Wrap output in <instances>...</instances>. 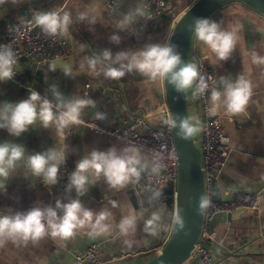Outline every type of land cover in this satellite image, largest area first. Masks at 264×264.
<instances>
[{"label": "crops", "instance_id": "1", "mask_svg": "<svg viewBox=\"0 0 264 264\" xmlns=\"http://www.w3.org/2000/svg\"><path fill=\"white\" fill-rule=\"evenodd\" d=\"M196 0H168V12L152 23L133 24L135 34L131 31H119L116 22L122 19L130 9L143 7L145 0H123L115 10H109L102 0H24L13 3L12 0H0V41L4 38L7 24L14 25L25 19H32L36 11H48L59 8L72 13L73 23L67 35V57L65 62L71 64L75 78L65 77L60 69L51 71V63H39L25 60L17 65L18 76L24 87L19 88L11 82L0 83V102H18L26 99L28 89L38 91L50 99L52 85L58 86L66 97H82V91L89 85V97L98 105L110 93L108 100L97 111L107 113V120L99 121L95 113L86 121L93 108H86L83 120L89 124L105 129H115L130 116L142 115L154 127L163 124L161 106L165 102L163 80L152 81L137 73L126 75L122 80H111L102 74H89L81 70L83 57L99 54L108 49L113 55L119 51L137 50L147 43L163 42L169 39L172 28L179 17ZM80 12H88L89 18L96 22L79 21ZM207 18L220 22L227 31H235L238 42L231 58L225 62L216 59L215 54L201 43L195 35L191 40L187 62H193L200 53L205 57V64L213 67L220 77L235 81L243 74L252 81L253 94L242 114L229 115L223 110L217 112L230 143V156L227 164L217 174L221 199L229 198L236 192H259V208L255 211H243L230 219L220 218L211 228L212 237L209 249L215 264H264V66L253 64L251 52L264 55V15L241 2H228L218 7ZM120 36V43L110 42L113 35ZM81 45L85 46L81 51ZM218 83V81H217ZM218 90L222 86L217 85ZM88 97V98H89ZM189 118H201L197 99L191 93L186 94ZM19 138L9 136L0 129V142L8 140L23 144L28 152H42L48 148H65L71 159V171L77 160L86 156L92 149L106 150L111 146L118 149L126 147L119 141L103 137L91 126L71 125L60 128L52 123L44 128L39 120ZM200 132L196 134L198 137ZM146 155L145 153H143ZM28 153H26V156ZM147 156V155H146ZM42 177L34 176L21 161L18 170L6 184V190L0 189V212L27 211L38 203L54 206L57 200L67 203L75 198V191L66 193L58 191L55 186L50 189L41 186ZM94 185L89 191L78 197L90 210L99 212L102 208L112 212L108 221L112 230L108 234L90 236V227L78 229L76 234L66 240L46 237L37 244L17 246L8 243L0 248V264H66L75 254L85 251L91 244L100 246L99 257L102 264H142L160 252L165 245L174 217L173 208L166 206L162 214V224L166 225L158 235L152 236L143 231L146 213L138 219L135 233L122 236L117 224L123 215L137 213L142 208L149 212L155 208L131 189V184L124 189L110 188L101 178L92 177ZM142 198V199H141ZM117 207H112V202ZM127 241V242H126ZM185 264H198L188 261Z\"/></svg>", "mask_w": 264, "mask_h": 264}, {"label": "clouds", "instance_id": "2", "mask_svg": "<svg viewBox=\"0 0 264 264\" xmlns=\"http://www.w3.org/2000/svg\"><path fill=\"white\" fill-rule=\"evenodd\" d=\"M13 3H23L24 0H12ZM117 20L116 29L131 31L135 34L133 24L139 18L147 21L151 13L141 7L130 9ZM35 24L48 36L67 35L73 23L72 13L59 8L48 11H36L33 15ZM78 20L95 23V18H89L88 12H80ZM145 23V25H146ZM144 25L142 26V28ZM197 40L215 54L217 60L225 62L231 58L238 42L235 31L224 30L220 22L209 18H197L190 27ZM110 42L119 44L120 36L113 34ZM81 45V51L84 50ZM253 64L264 66V55L256 51L251 52ZM18 57L8 44H0V83L11 81L17 74ZM92 75H103L107 79L122 80L126 75L137 73L152 81L164 80L177 93H191L192 99H198L209 93L210 76L202 74L199 65L182 60L178 46L167 39L163 42L147 43L137 50L119 51L115 55L111 50L105 49L99 54L83 57L79 65ZM51 71L60 69L65 77L75 78L74 72L68 62L54 61L49 65ZM217 85L222 86L218 90ZM51 99L38 91L29 88L28 96L18 102H0V129L7 131L9 136L19 138L23 133L39 120L44 128L57 123L60 128L82 123V114L86 108H96L92 98L66 97L56 85L50 88ZM253 94L252 81L239 74L235 81L227 77H220L218 83L211 86L208 95L209 113L216 114L223 110L226 114L237 115L245 112ZM95 117L99 121L107 120V113L96 111ZM164 124L176 131L179 139L188 140L202 131L201 122L197 117L191 119L180 115L162 117ZM26 153L28 155L26 156ZM68 152L65 148H48L42 152H28L21 143L0 142V189L6 190V184L13 173L18 170L19 163L26 161V166L34 176L42 177V182L49 189L59 182V173L66 165ZM165 167L164 158L160 153L151 157L143 154L140 147L129 144L123 148L111 146L106 150L92 149L86 156L77 160L65 187L66 193L75 191L76 197L67 203L57 200L55 205L44 206L37 204L27 211L0 212V248L8 243L17 246H27L29 243L37 244L46 237L66 240L73 237L78 229L90 227V236L108 234L112 225L108 222L112 212L102 208L99 212L88 209L78 197L89 191L96 181L101 178L112 189L121 190L130 184L139 183L142 176L148 177L159 174ZM147 203L151 206L159 201L163 192L148 187ZM211 205L207 195L199 197L197 210L204 212ZM118 205L112 202V207ZM148 218L143 220V231L156 236L166 225L162 224V209L156 208L149 212L142 208L137 213L123 215L117 228L122 236L135 233L138 219L145 214ZM172 223L177 231L185 228V219L177 213ZM127 242V241H126Z\"/></svg>", "mask_w": 264, "mask_h": 264}, {"label": "built area", "instance_id": "3", "mask_svg": "<svg viewBox=\"0 0 264 264\" xmlns=\"http://www.w3.org/2000/svg\"><path fill=\"white\" fill-rule=\"evenodd\" d=\"M123 0H102L103 4L109 10H115ZM142 10L151 13L149 21L139 18L138 24L145 25L152 23L158 18L163 17L168 12V0H145ZM193 38V37H192ZM0 44H8L18 57V64L25 60H36L39 63H51L53 61L64 60L67 57L65 38L60 36H48L41 31L32 19L19 21L14 25L7 24L3 40ZM191 45V43H190ZM190 48V47H189ZM189 52V50H188ZM188 59V58H187ZM200 67L202 74L210 76L209 93L197 99L198 110L201 118L202 131L197 137V146L201 150V168L203 171L206 195L211 199V205L203 213V222L198 240L188 258V261H195L198 264H215L213 254L207 247L210 242L211 223L213 218L218 214L233 215L236 212L255 211L259 208V192H236L231 197L214 201L211 198L212 182L216 179L217 174L228 162L231 148L229 137L221 123V117L211 114L208 111L211 86L218 81L217 71L205 64V57L198 54L194 60ZM17 71V67H16ZM15 86L22 88L24 84L18 76L8 81ZM89 85L82 91V97H89ZM161 116H169L168 108L165 102L161 106ZM82 119V125L91 126L97 133L103 137H108L119 141L125 145L134 144L141 148L142 152L148 157L155 153H160L164 158L165 167L163 170L152 177L142 176L139 183L131 184L134 193L141 196L147 202L149 195L146 189L152 187L163 192L162 198L155 202L152 207L163 210L167 206L168 199H172L173 211L175 212V200L177 196L178 183V158L172 134V127L163 124L160 128L152 126L142 115L130 116L122 122V125L115 129H105L97 125L89 124ZM163 120V119H162ZM71 159L68 154L66 165L62 166L59 173V182L55 185L58 191H64L71 171ZM43 185L42 178L40 179ZM170 189V192H168ZM142 199V198H141ZM100 246L91 244L85 251L75 254L71 261L66 264H102L99 257ZM187 261V262H188Z\"/></svg>", "mask_w": 264, "mask_h": 264}, {"label": "water", "instance_id": "4", "mask_svg": "<svg viewBox=\"0 0 264 264\" xmlns=\"http://www.w3.org/2000/svg\"><path fill=\"white\" fill-rule=\"evenodd\" d=\"M228 2H241L251 9L264 15V0H196L176 21L169 40L178 46L182 60L187 61L188 50L192 37L194 35L190 27L197 18H207L218 7ZM65 62L64 60H59ZM54 62V61H53ZM52 63V62H51ZM165 94V104L170 115H180L189 118L186 94L177 93L163 80ZM108 93L103 100L92 109L86 117V121L108 100ZM190 119V118H189ZM177 158H178V183L177 196L175 200V212L183 215L185 219V228L183 231H177L175 225L171 229L169 237L159 253L150 260L142 264H185L198 240L202 222L203 213L197 210V202L200 196L206 195L203 171L201 168V150L197 146V136L188 140L179 139L175 129L172 128ZM211 198L214 201L221 200V193L216 179L212 182ZM170 192V189H168ZM167 206L172 207V199H168ZM243 212L240 210L233 215ZM233 215L218 214L211 223V228L215 221L220 218L230 219ZM209 248V243H207Z\"/></svg>", "mask_w": 264, "mask_h": 264}]
</instances>
